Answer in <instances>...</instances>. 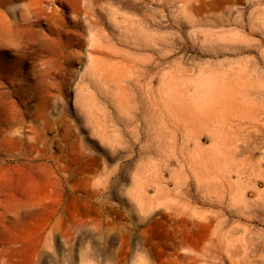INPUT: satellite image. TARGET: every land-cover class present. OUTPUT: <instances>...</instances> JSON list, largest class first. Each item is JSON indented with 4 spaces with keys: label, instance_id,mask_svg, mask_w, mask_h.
I'll return each instance as SVG.
<instances>
[{
    "label": "rangeland",
    "instance_id": "374dc122",
    "mask_svg": "<svg viewBox=\"0 0 264 264\" xmlns=\"http://www.w3.org/2000/svg\"><path fill=\"white\" fill-rule=\"evenodd\" d=\"M262 12L0 0V264H154L118 237L182 213L189 264H264Z\"/></svg>",
    "mask_w": 264,
    "mask_h": 264
},
{
    "label": "crops",
    "instance_id": "0c3cea01",
    "mask_svg": "<svg viewBox=\"0 0 264 264\" xmlns=\"http://www.w3.org/2000/svg\"><path fill=\"white\" fill-rule=\"evenodd\" d=\"M144 220L137 218L130 213L127 217L123 218L121 213H118L117 222L124 223L126 226H137ZM149 229L145 231V236L142 243L129 242L122 243L120 236L116 246L121 249L122 247H132L133 250L125 257L126 262H131L137 258L138 255L150 259L154 264H189L190 253L193 252L189 244V226L190 219L188 214H177L172 218H159L147 221ZM169 225L173 228L170 230ZM147 234V235H146ZM112 241L115 243L114 236L110 233L103 232V241ZM113 243V244H114ZM112 244V245H113ZM115 245V244H114ZM106 245L103 243V247ZM110 246V245H108ZM122 254L119 250L117 255H112V261L121 263ZM110 261V255L109 259Z\"/></svg>",
    "mask_w": 264,
    "mask_h": 264
},
{
    "label": "bare ground",
    "instance_id": "6f19581e",
    "mask_svg": "<svg viewBox=\"0 0 264 264\" xmlns=\"http://www.w3.org/2000/svg\"><path fill=\"white\" fill-rule=\"evenodd\" d=\"M92 2H93V1H92ZM88 8H89V7H88ZM87 10H88V9H87ZM89 10H90V8H89ZM194 10H195V9H194ZM23 11H24V10H23ZM23 11H22V13H23ZM90 11H91V10H90ZM256 11H257V10H256ZM86 12H87V11H86ZM262 13L264 14V12H262ZM262 13H261V14H262ZM20 14H21V13H20ZM23 14H25V13H23ZM23 14H22V15H23ZM23 16H24V15H23ZM88 16H89V15H88ZM262 17H263V16H262ZM260 18H261V17H260ZM234 21H235V19H234ZM237 21H238V20H237ZM237 21H236V22H237ZM262 21H264V20H262ZM204 22H205V21H204ZM209 23H210V22H209ZM209 23H208V24H209ZM221 23H222V22H221ZM240 23H241V22H240ZM213 24H214V23H213ZM213 24H212V25H213ZM216 24H217V22H216ZM237 24H238V23H237ZM88 25H89V24H88ZM218 25H219V24H217V26H218ZM222 25H223V24H222ZM235 26H236V25H235ZM237 26H238V25H237ZM79 27H80V26H79ZM81 27H82V26H81ZM78 29H79V28H78ZM254 30H256V29H254ZM256 31H257V30H256ZM249 32H250V31H249ZM80 36H81V35H80ZM256 78H257V77H256ZM258 79H259V78H258ZM256 80H257V79H256ZM259 93H260V92H259ZM259 93H258V94H259ZM260 94H262V93H260ZM263 96H264V95H263ZM260 97H261V96H260ZM259 99H260V98H259ZM259 99H258V100H259ZM262 100H263V101H262ZM260 101H261V102H264V98L261 97ZM261 173H262V172H261ZM259 175H261V174H259ZM231 189H232V188H231ZM234 189H235V187H234ZM241 190H242V189H241ZM242 196H243V195H242ZM242 196H241V197H242ZM238 197H239V195H238ZM241 197H240V198H241ZM220 198H221V196H220ZM218 199H219V198H218ZM235 199H236V198H235ZM242 199H243V198H241V200H242ZM244 200H245V199H244ZM217 201H219V203H220L221 200L219 199V200H217ZM233 202H234V200H233ZM244 202H245V201H244ZM237 203H238V202H237ZM241 203H243V202H240V206H241ZM243 204H244V203H243ZM234 205H235V204H234ZM237 205H239V204H237ZM244 205H245V204H244ZM244 205H243L242 207H245ZM235 206H236V205H235ZM246 207H247V206H246ZM258 207H259V206H258ZM249 208H250V205H249ZM244 209H245V208H244ZM241 211H242V210H241ZM246 211H247V210H246ZM242 214H243V213H242ZM244 216H245V215H244ZM246 218H247V217H246ZM220 237H221V236H220ZM223 238H224V237H223ZM221 239H222V238H221ZM226 239H228V237H227ZM219 240H220V239H219ZM222 240H223V239H222ZM230 240H232V239H230ZM230 240H228V241H229L228 244H230V245H228V244L225 245L224 242H220V241H219V243H220V244H223L224 247H225V246H226V247L228 246V248H229V246H231V244H232V243L230 242ZM225 242H227V241H225ZM208 244H209V243H208ZM209 245H210V244H209ZM217 245H218V244H217ZM214 246H215V245H213V246H211V247H209V248H208V246H207L206 248L204 247V248H205V249H204L205 253H207V254H211L212 251H214V249L216 250V249L218 248V247L215 248ZM221 246H222V245H221ZM221 246H219V247H221ZM224 247L222 246L223 249H224ZM244 247H245V246H244ZM235 248H236V247H235ZM219 249H220V248H219ZM229 250H230V248H229ZM233 250H235V249H233ZM204 251H203V252H204ZM220 251H221L222 253H224L221 249H220ZM224 251H225V250H224ZM227 251H228V249H227ZM225 253H226V251H225ZM228 253H230V252H228ZM244 253H245V252H244ZM205 255H206V254H205ZM226 255H227V254H226ZM232 255H233V254H231V256H232Z\"/></svg>",
    "mask_w": 264,
    "mask_h": 264
}]
</instances>
